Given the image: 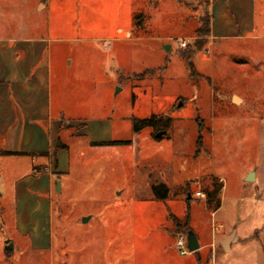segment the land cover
Instances as JSON below:
<instances>
[{"label":"rangeland","instance_id":"obj_1","mask_svg":"<svg viewBox=\"0 0 264 264\" xmlns=\"http://www.w3.org/2000/svg\"><path fill=\"white\" fill-rule=\"evenodd\" d=\"M206 4L0 0V40L47 33L48 26L53 85L64 92L67 114L110 117L112 136L131 141L93 147L89 139L103 136L97 130L65 135L69 169L52 192L50 232L18 230L15 183L31 163L1 156L0 264L201 263L195 252L181 255L176 238L188 217L191 229L210 235L218 190L225 181L229 193L236 191L243 163H255L264 117V0H256L255 39L211 44L200 37ZM152 116L157 125L134 134L133 120ZM168 119L167 134L156 138ZM155 172L169 185L163 199H149Z\"/></svg>","mask_w":264,"mask_h":264},{"label":"crops","instance_id":"obj_2","mask_svg":"<svg viewBox=\"0 0 264 264\" xmlns=\"http://www.w3.org/2000/svg\"><path fill=\"white\" fill-rule=\"evenodd\" d=\"M206 10L209 44L217 39L257 37L256 0H207ZM45 31L0 40V151L12 153H0V157L29 158L31 163L15 183L20 232H50L52 192L57 179L63 178L69 169L70 147L64 141L65 135L87 136L90 130H97L103 136L89 139L93 147L111 146L94 145L101 142L131 143L112 136L110 117L67 114L64 92L53 85L54 56L49 48L48 26ZM59 140L65 148H58ZM256 143L255 163L244 162L237 174L238 189L229 193L225 181L222 182L219 205L211 212L210 235L191 229L199 240L200 249L195 253L200 264H221L231 257L236 264H264V117L258 121ZM212 173L223 178L216 170ZM62 185L61 182L60 190ZM5 192L0 177V194ZM149 199H155L152 190ZM190 222L189 217L188 225ZM32 240L34 243L37 238ZM225 241L227 248L223 246Z\"/></svg>","mask_w":264,"mask_h":264},{"label":"trees","instance_id":"obj_3","mask_svg":"<svg viewBox=\"0 0 264 264\" xmlns=\"http://www.w3.org/2000/svg\"><path fill=\"white\" fill-rule=\"evenodd\" d=\"M209 36V24L207 21V29L205 30L204 34L202 36H200L201 38H203L204 40H207V37ZM183 58L185 59H191L190 58V54H186V52L183 53ZM188 68L190 70V74L191 76H195V68L194 65L192 63L189 62L188 64ZM134 129L135 132H139L141 131L144 127L146 126H156V118L155 116H152L150 118H146V119H134ZM170 125V120L168 119L167 123L163 126L165 128V130L169 127ZM201 142V136L199 135L198 137V145H200ZM130 142H123V141H111V142H101V143H96L94 145H120V144H127ZM58 148H65V145L62 144V142L59 140V144H58ZM1 154H12L10 152H6V151H0ZM150 182V186H151V190L153 192V195L155 198L158 199H163L165 197H167L168 195V191H169V186L165 183V181L159 176V174H157L156 172L153 173L149 179ZM220 191V189L218 190V192ZM220 202V201H219ZM219 202L217 204V206L219 205ZM216 206V207H217ZM172 219L176 222H178L177 218L174 215H171ZM188 221H189V217L188 220L186 221V230H191V228L188 225Z\"/></svg>","mask_w":264,"mask_h":264},{"label":"water","instance_id":"obj_4","mask_svg":"<svg viewBox=\"0 0 264 264\" xmlns=\"http://www.w3.org/2000/svg\"><path fill=\"white\" fill-rule=\"evenodd\" d=\"M163 47L166 51H168L170 49L171 45L165 44ZM181 106H182V103H179L178 107H181ZM166 134H167V131L163 130L161 132H158L155 135V137L161 138ZM57 191H60V182H58V184H57ZM88 220H89V217H83L82 218L83 223H86ZM185 234H186V238H187V248H188L189 252L193 253V252L198 251L200 249V244H199V240H198V237L195 234V232L193 230H188L185 232ZM5 244H6L5 247L7 250L13 249V244L10 242V240H6ZM227 245H228V241H225L223 246L225 248H227Z\"/></svg>","mask_w":264,"mask_h":264},{"label":"built area","instance_id":"obj_5","mask_svg":"<svg viewBox=\"0 0 264 264\" xmlns=\"http://www.w3.org/2000/svg\"><path fill=\"white\" fill-rule=\"evenodd\" d=\"M178 45L180 48H186L187 47V42L184 40H179ZM198 196H202L201 192H197ZM176 247L178 249V252L181 255H186L189 253V250L187 248V238L185 233H180L177 238H176Z\"/></svg>","mask_w":264,"mask_h":264},{"label":"bare ground","instance_id":"obj_6","mask_svg":"<svg viewBox=\"0 0 264 264\" xmlns=\"http://www.w3.org/2000/svg\"><path fill=\"white\" fill-rule=\"evenodd\" d=\"M235 100H239V99L236 97Z\"/></svg>","mask_w":264,"mask_h":264}]
</instances>
